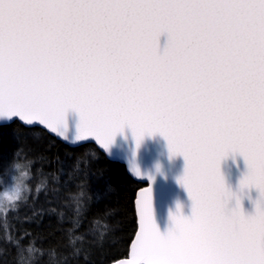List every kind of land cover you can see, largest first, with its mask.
Returning <instances> with one entry per match:
<instances>
[{
    "label": "snow or ice",
    "instance_id": "obj_1",
    "mask_svg": "<svg viewBox=\"0 0 264 264\" xmlns=\"http://www.w3.org/2000/svg\"><path fill=\"white\" fill-rule=\"evenodd\" d=\"M70 110L77 140L109 149L127 126L186 161L192 217L164 236L142 194L129 264H264V0H0V117L63 135ZM230 154L255 215L221 174Z\"/></svg>",
    "mask_w": 264,
    "mask_h": 264
},
{
    "label": "trees",
    "instance_id": "obj_2",
    "mask_svg": "<svg viewBox=\"0 0 264 264\" xmlns=\"http://www.w3.org/2000/svg\"><path fill=\"white\" fill-rule=\"evenodd\" d=\"M32 161L30 191L0 215V264H110L128 255L136 191L123 164L95 144L72 147L45 129L0 125V173Z\"/></svg>",
    "mask_w": 264,
    "mask_h": 264
},
{
    "label": "water",
    "instance_id": "obj_3",
    "mask_svg": "<svg viewBox=\"0 0 264 264\" xmlns=\"http://www.w3.org/2000/svg\"><path fill=\"white\" fill-rule=\"evenodd\" d=\"M168 37L163 35L160 38L161 52L167 47ZM67 130L63 135L54 133L51 129L39 122L27 124L19 117L8 119L0 117V125L19 121L29 127H40L51 135L76 147L85 143L95 144L110 160L121 163L125 166L127 173L136 181L144 183L135 193L134 207L137 217V229L129 244L128 255L110 264H129L132 256V248L136 237L139 235L140 220L139 213L142 202V194L150 195L153 207L154 221L160 233L166 236L170 229H175L172 216L183 215L190 219L193 214V201L186 188L179 183L180 178L185 175L186 161L182 155L172 157L168 141L159 133L145 135L139 149L136 146L135 136L130 127H125L115 137L114 143L109 149H104L94 138L77 140L79 125L81 122L79 112L70 110L66 114ZM67 136V139H65ZM138 168L140 175L135 169ZM248 173V166L241 155H229L221 164V174L225 179L226 186L235 194L240 195L241 204L245 215H255V202L261 199L260 193L255 189H245L240 192V181ZM151 178V179H150ZM149 190L150 193H149ZM235 199L228 203L229 210L235 208Z\"/></svg>",
    "mask_w": 264,
    "mask_h": 264
},
{
    "label": "clouds",
    "instance_id": "obj_4",
    "mask_svg": "<svg viewBox=\"0 0 264 264\" xmlns=\"http://www.w3.org/2000/svg\"><path fill=\"white\" fill-rule=\"evenodd\" d=\"M31 163L32 161L18 159V154L14 153L9 164V179L0 183V208H6L28 195L30 187L26 173Z\"/></svg>",
    "mask_w": 264,
    "mask_h": 264
},
{
    "label": "rangeland",
    "instance_id": "obj_5",
    "mask_svg": "<svg viewBox=\"0 0 264 264\" xmlns=\"http://www.w3.org/2000/svg\"><path fill=\"white\" fill-rule=\"evenodd\" d=\"M9 176H10L9 169L5 173H0V183H3L4 181H8ZM16 202L12 203L10 206L6 208H0V215L3 214L7 209L11 208Z\"/></svg>",
    "mask_w": 264,
    "mask_h": 264
}]
</instances>
